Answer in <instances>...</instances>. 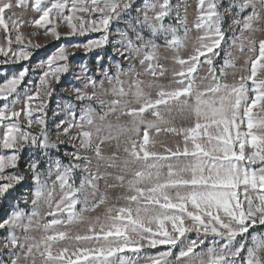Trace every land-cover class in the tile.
I'll use <instances>...</instances> for the list:
<instances>
[{"label": "snow or ice", "instance_id": "6c2138e0", "mask_svg": "<svg viewBox=\"0 0 264 264\" xmlns=\"http://www.w3.org/2000/svg\"><path fill=\"white\" fill-rule=\"evenodd\" d=\"M190 7L0 0V63L41 47L25 27L31 37L89 36L40 61L34 87L26 66L0 81V264H264V0H197L191 27ZM72 49L102 51L94 68H73ZM233 50L248 53L239 75ZM70 72L78 83L53 112L64 118L52 132L48 100ZM17 185L24 192L12 205Z\"/></svg>", "mask_w": 264, "mask_h": 264}, {"label": "rangeland", "instance_id": "374dc122", "mask_svg": "<svg viewBox=\"0 0 264 264\" xmlns=\"http://www.w3.org/2000/svg\"><path fill=\"white\" fill-rule=\"evenodd\" d=\"M175 2V0H174ZM187 2L191 5V7L189 8V15H188V21H189V26L191 27L192 22L195 20V16H196V11H195V5L197 0H187ZM226 2V0H225ZM13 11L16 12V14L25 19V20H29L32 18H38V14L35 13L32 10H22V9H14ZM34 29H32L31 27H25L22 29V31L24 32V34L28 37H30L33 40V43L39 44L41 47L39 49H32V56L30 57L29 60L27 61H20L17 64H3L0 63V81L3 80V78L5 77V75L7 76H12L14 74H16L22 67H28L30 69L29 75L27 77H25V82H27L28 80L32 81V84L29 85L30 87H34L35 84L38 83V78L40 76V74L42 73L43 69H41L38 64L40 61L46 60V58L53 54L57 48L61 45H67L69 43H73V42H86V40L89 38V36H85V37H79V36H71V37H67L64 35V33L67 32V29H61V39L60 40H55L51 37H45L42 34L38 35L36 37H31V33ZM39 32H43V30H37ZM0 35H2V32H0ZM99 33H91L90 36L91 37H96L98 36ZM194 35V32H193ZM257 38H264V33H257L256 34ZM13 47H19L14 45ZM190 50V49H189ZM71 51L75 52V56H70V63L72 65L73 68H75L76 64L78 63H87L89 65L90 68H94V58L97 55L98 51H102V50H96L93 51L91 53H88L87 56H85L83 50H75L72 49ZM109 55L111 54L110 50H109ZM162 54H168L170 55V53H163ZM248 53L247 50H245L244 53L239 52L238 50H233V56L237 57V61H236V69H237V75L242 74V70L245 67L244 61L247 57ZM4 57L0 56V60H3ZM161 63L166 64V66H168L170 69L172 67V62L171 60H162ZM178 67V66H177ZM230 73L232 72L231 69L228 70ZM203 74V73H202ZM170 73L168 76V79H170ZM142 79H144L145 81H148L150 79H152L150 76H145L142 77ZM165 83L167 82V80L164 81ZM228 83H233V79L231 77V75L228 78ZM78 82L75 81L73 79V75L70 72L69 74L62 76L61 78V82L59 84H54V88L55 91L53 92L51 98H49L48 100V106H47V113H48V121H49V127L50 130L52 132H54V123L57 122L59 119L64 118V114L61 113V116L56 117L53 116V112L57 111V105L58 103H64L67 101V99L70 97L71 93L70 91H66V89H68L70 84H77ZM24 85L22 84L21 87H23ZM154 95V93H153ZM18 108L22 107L21 105H17ZM34 115H39V113H34ZM31 131L35 132V133H39V127L36 125H33ZM53 139L55 138L54 135L52 137ZM164 143L170 146H173L175 141L169 138H163ZM65 147H68L70 150V145H68L66 143V145H61V154L64 150ZM159 148V145H158ZM162 150V149H161ZM28 149L27 147L25 148L24 152H22V159L20 161L21 164V171H23V165L24 163L27 161L28 159ZM107 154V153H106ZM67 158H65L66 160ZM93 163H95V161H93ZM6 171L9 172H14L16 171L15 169H7ZM25 184L30 185L32 183L31 179L28 178L26 179V181L24 182ZM10 192L13 193L12 196L8 197V202L12 205L16 204L17 199H19V196L22 192H24V188H22L20 185H17L15 187V189H10ZM119 189H114L111 190L110 193V204H116V196L118 194H120ZM57 192H59V189L57 188ZM123 204V201H119V203L117 204V206H120ZM19 206L21 208L24 209H28V205H25L22 201L20 202ZM3 211H5L4 208V204L2 201H0V213H2ZM97 214H101L102 215V211L100 209L97 210V212H92V213H88L87 215L91 218V217H95ZM87 229V223L84 224H80L77 226H74L72 229V234H76V233H80L83 234L84 232H86ZM2 230H0V235H2ZM37 236V238H39V233L35 234ZM165 246H159L157 249H145V252H149V253H156L157 251L163 249ZM143 264V262H142Z\"/></svg>", "mask_w": 264, "mask_h": 264}, {"label": "trees", "instance_id": "16d2710c", "mask_svg": "<svg viewBox=\"0 0 264 264\" xmlns=\"http://www.w3.org/2000/svg\"><path fill=\"white\" fill-rule=\"evenodd\" d=\"M194 236V234H192Z\"/></svg>", "mask_w": 264, "mask_h": 264}]
</instances>
